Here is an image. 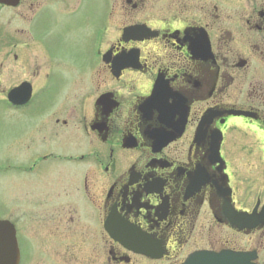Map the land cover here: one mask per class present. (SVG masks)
<instances>
[{"label":"flooded vegetation","instance_id":"obj_1","mask_svg":"<svg viewBox=\"0 0 264 264\" xmlns=\"http://www.w3.org/2000/svg\"><path fill=\"white\" fill-rule=\"evenodd\" d=\"M3 63L2 93L29 89L6 98L18 264H264V0L0 2ZM43 162L63 167L37 188Z\"/></svg>","mask_w":264,"mask_h":264},{"label":"rangeland","instance_id":"obj_2","mask_svg":"<svg viewBox=\"0 0 264 264\" xmlns=\"http://www.w3.org/2000/svg\"><path fill=\"white\" fill-rule=\"evenodd\" d=\"M19 9H21V7H19ZM1 12H7V10L2 9ZM77 44V36H75V39L70 42L59 41L56 45L59 50L54 51V54L58 59L64 60V53L67 54V51L72 53L73 49L76 50L78 48ZM6 59L7 52H5L4 57V60ZM37 59L38 63L41 58L39 57ZM31 60L35 61L32 57ZM35 65L36 63L34 62L32 66L35 67ZM0 71L2 76L0 83V212H6L8 209L7 201L10 202L11 191L13 190L12 184L15 182L11 159L12 157H16L17 152L21 149V144L14 140V137L16 134L24 133L25 131L22 130L28 124L25 121L24 113L13 110L11 111L7 101L5 100L6 98L3 96L7 87H9L14 81L11 76V71L7 68V64L3 63L2 67L0 66ZM35 137L37 136L35 135ZM65 141L66 139L63 138L55 140V145H58L60 148H64L66 143ZM35 142L39 143V140L36 139ZM40 165L41 167H39V172L41 176L45 177V180L44 178L38 179L36 185L37 188H43L44 185L42 184L47 185V182L52 183L57 176L61 175L60 169L63 167L61 165L52 167L46 162H43ZM70 167L72 166L70 165ZM41 181H43L42 184Z\"/></svg>","mask_w":264,"mask_h":264},{"label":"water","instance_id":"obj_3","mask_svg":"<svg viewBox=\"0 0 264 264\" xmlns=\"http://www.w3.org/2000/svg\"><path fill=\"white\" fill-rule=\"evenodd\" d=\"M7 4H14L17 0H0ZM20 88L18 86L15 91ZM14 91V90H12ZM0 264H14L15 233L14 229L6 220H0ZM183 264H252L244 254L232 252L211 253L203 252L194 254L186 259Z\"/></svg>","mask_w":264,"mask_h":264}]
</instances>
